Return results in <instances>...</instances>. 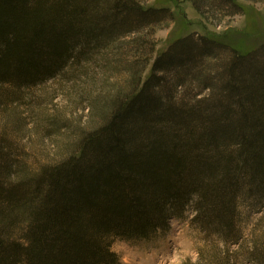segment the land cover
<instances>
[{"label":"trees","instance_id":"1","mask_svg":"<svg viewBox=\"0 0 264 264\" xmlns=\"http://www.w3.org/2000/svg\"><path fill=\"white\" fill-rule=\"evenodd\" d=\"M146 1L0 0V264H119L114 239H153L193 199L218 240L184 264L238 261L240 199L264 184V43L177 37L64 158L33 169L16 151L13 104L169 16ZM251 255L264 264V243Z\"/></svg>","mask_w":264,"mask_h":264},{"label":"rangeland","instance_id":"2","mask_svg":"<svg viewBox=\"0 0 264 264\" xmlns=\"http://www.w3.org/2000/svg\"><path fill=\"white\" fill-rule=\"evenodd\" d=\"M234 2L237 8L233 10L223 2L199 9L192 0H147V6L169 8V16L145 31L120 39L110 51L89 53V61H81L79 66L26 91L11 111L16 151L26 166L35 169L64 158L83 131L103 123L113 97L121 90L131 91V75L137 72V78L143 80L157 56L177 37L208 35L242 52L264 43V0ZM138 40L139 45L141 40L145 42L140 52ZM262 183L251 185L240 199L241 233L229 246L238 259L235 264H260L251 253L264 243ZM195 206L193 199L151 240L114 239L112 249L119 256V264L198 262L200 252L212 249L218 239L194 220Z\"/></svg>","mask_w":264,"mask_h":264}]
</instances>
